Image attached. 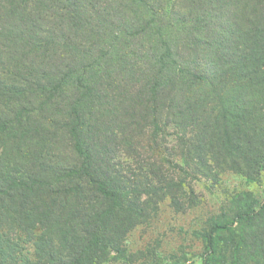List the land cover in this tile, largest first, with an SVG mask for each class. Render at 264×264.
<instances>
[{
	"label": "trees",
	"instance_id": "16d2710c",
	"mask_svg": "<svg viewBox=\"0 0 264 264\" xmlns=\"http://www.w3.org/2000/svg\"><path fill=\"white\" fill-rule=\"evenodd\" d=\"M171 1L0 0V264H105L188 179L264 169V0ZM203 239L264 264V201Z\"/></svg>",
	"mask_w": 264,
	"mask_h": 264
},
{
	"label": "rangeland",
	"instance_id": "374dc122",
	"mask_svg": "<svg viewBox=\"0 0 264 264\" xmlns=\"http://www.w3.org/2000/svg\"><path fill=\"white\" fill-rule=\"evenodd\" d=\"M119 53L122 55L121 49ZM189 180L195 193L181 200L184 208L179 210L167 198L157 206L156 214L128 234L126 253H113L105 264H203L206 255L203 234L215 223L230 221L241 208L254 205L259 209L264 201V169L255 180L231 171L215 180L205 177ZM25 245L33 254V245Z\"/></svg>",
	"mask_w": 264,
	"mask_h": 264
}]
</instances>
